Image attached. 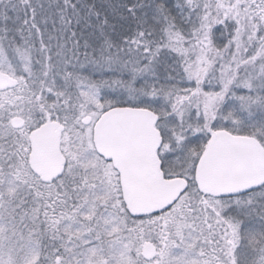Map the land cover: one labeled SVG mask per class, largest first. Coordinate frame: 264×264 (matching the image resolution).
Wrapping results in <instances>:
<instances>
[{
    "label": "snow or ice",
    "instance_id": "6c2138e0",
    "mask_svg": "<svg viewBox=\"0 0 264 264\" xmlns=\"http://www.w3.org/2000/svg\"><path fill=\"white\" fill-rule=\"evenodd\" d=\"M0 264H264V0H0Z\"/></svg>",
    "mask_w": 264,
    "mask_h": 264
}]
</instances>
